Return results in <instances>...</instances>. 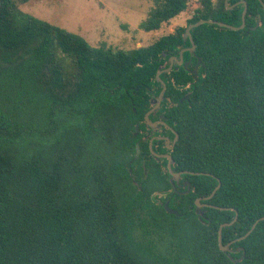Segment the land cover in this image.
<instances>
[{"label":"trees","instance_id":"16d2710c","mask_svg":"<svg viewBox=\"0 0 264 264\" xmlns=\"http://www.w3.org/2000/svg\"><path fill=\"white\" fill-rule=\"evenodd\" d=\"M190 1L152 0L140 28ZM225 2L187 27L238 29L199 25L163 71L187 27L114 50L0 0V264H264V8Z\"/></svg>","mask_w":264,"mask_h":264},{"label":"rangeland","instance_id":"374dc122","mask_svg":"<svg viewBox=\"0 0 264 264\" xmlns=\"http://www.w3.org/2000/svg\"><path fill=\"white\" fill-rule=\"evenodd\" d=\"M16 7L31 16L82 36L91 46L106 44L114 50L146 47L159 37L186 28L199 7L191 0L186 10L155 32H145L140 24L146 19L152 0H13ZM220 1L212 0L214 6Z\"/></svg>","mask_w":264,"mask_h":264},{"label":"water","instance_id":"95a60500","mask_svg":"<svg viewBox=\"0 0 264 264\" xmlns=\"http://www.w3.org/2000/svg\"><path fill=\"white\" fill-rule=\"evenodd\" d=\"M244 12H245V10H244L243 13H242V24H241V26L238 27V28H243V27H244V17H243ZM202 24H217V25H220V26H223V27H228V28H230V29H238V28H236V27L229 26V25H227V24H225V23H222V22H215V21H213V20H198V21L192 23L191 25H189V26L186 28L185 33L183 34V40H187V39H189L190 44H191L190 47H189V48H186V49H183V50L180 52V54H179V58H177V57H175V56L170 57L169 60H168L169 66H168V68H167L166 70H163V71H169V70L172 69V67H173L174 65H180V64H182V63H183V52H184V51L187 50V51L190 52L191 54L194 52L195 44H194L193 39H192L191 30H193L194 28H196V27H198L199 25H202ZM198 62H199V60H198ZM185 67H186V65H185ZM159 75H160V72H158V73L156 74L157 80H160ZM161 85H162V90H161V92H160L159 95H158V99H157V101L154 102V107L152 108V110H151L148 114L145 115V120H146L147 124H148L149 126H151L152 128H155V127H156L157 122H154V123L150 122V121H149V114H150L152 111L156 110V109L158 108L160 102H161V99H162V96H163V93H164V90H165V84H164L163 81H161ZM188 97H189V94H187V95L184 97V99H188ZM175 140H176V138H175ZM175 140H174V142H175ZM174 142H173V143H174ZM172 146H173V145H172ZM169 148H171V147H169ZM139 152H140V150H139L138 144H136V156H138ZM165 157L168 159L167 167H168L169 173H170V174L173 176V178L177 181V178H178V175H179V174H177V173H173V172H172V169H171V158H170L169 156H167V155H166ZM219 185H220V183L218 184L217 188L219 187ZM214 193H215V190L212 192V194H211L207 199H210L211 196L214 195ZM195 206H196V209L198 210V209L202 208L203 205H202L198 200H196V201H195ZM164 208H165V210H166L169 214H174V215L178 216V213H177L176 211H174V210L168 208L167 204L164 205ZM236 218H237V214L235 215V218L232 220L231 223H229V224H224V225L221 226V228L224 227V226L227 227V226H229L230 224L234 223L235 220H236ZM256 223H257V222H256ZM256 223L253 224V226H252L251 229L246 233L245 236L239 238L238 240H241V239L245 238L247 235H249L250 232L254 229ZM218 244H219V247H220V249H221L222 251H227V249H228V245H227V246H223V245H222L220 235H219Z\"/></svg>","mask_w":264,"mask_h":264},{"label":"flooded vegetation","instance_id":"af4514ba","mask_svg":"<svg viewBox=\"0 0 264 264\" xmlns=\"http://www.w3.org/2000/svg\"><path fill=\"white\" fill-rule=\"evenodd\" d=\"M258 1L262 4V7L264 8V3H263V1H262V0H258ZM240 3H242V4L244 5V10H245V12H244V14H243V17H244V21H245V13H246L247 6H246V3L243 2V1H240ZM244 10H243V11H244ZM151 110H152V109H151ZM151 110H150V111H151ZM150 111H149V112H150ZM149 112H148V113H149ZM148 113H147V114H148ZM169 143H170V141L167 140V141H166V144L168 145ZM159 156H160V157H164L165 155H159ZM177 174H178V173H177ZM178 177H179V175H178ZM177 180H178V178H177ZM218 184H219V183H218ZM217 186H218V185H217ZM218 188H219V187H218ZM218 188L216 187V188L214 189V190H215V193H216V191H217ZM214 190H213V191H214ZM213 191H212V192H213ZM215 193H214V194H215ZM211 194H212V193H211ZM213 196H214V195H213ZM213 196H211V198H212ZM207 198H208V197H207ZM207 198H204V199L208 200ZM202 199H203V198H202ZM196 200H198V201L200 202V201H201V198H198V199H196ZM203 205H205V204H203ZM208 206H210V205H208Z\"/></svg>","mask_w":264,"mask_h":264}]
</instances>
